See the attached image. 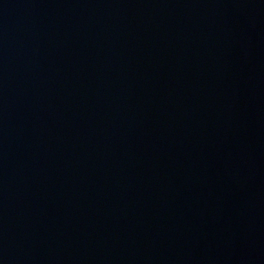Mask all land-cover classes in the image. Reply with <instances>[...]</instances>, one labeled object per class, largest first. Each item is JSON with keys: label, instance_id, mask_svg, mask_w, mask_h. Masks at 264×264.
Returning <instances> with one entry per match:
<instances>
[{"label": "water", "instance_id": "obj_1", "mask_svg": "<svg viewBox=\"0 0 264 264\" xmlns=\"http://www.w3.org/2000/svg\"><path fill=\"white\" fill-rule=\"evenodd\" d=\"M0 264H264V0H0Z\"/></svg>", "mask_w": 264, "mask_h": 264}]
</instances>
